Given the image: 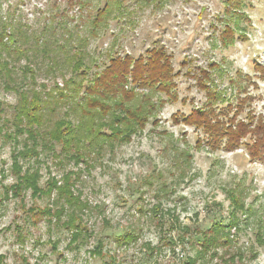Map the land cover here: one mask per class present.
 <instances>
[{"label": "rangeland", "instance_id": "1", "mask_svg": "<svg viewBox=\"0 0 264 264\" xmlns=\"http://www.w3.org/2000/svg\"><path fill=\"white\" fill-rule=\"evenodd\" d=\"M251 4L246 40L223 49L222 0L128 3L126 21L111 20L90 40L89 65L94 71L111 51L136 57L160 41L176 73L185 58L192 69L220 67L210 70V85L221 93L223 107L235 103L237 88H246L252 101L244 113L264 115V81L253 66H264V0ZM76 9H57L52 0H0V21L34 32L50 19L72 28L81 21ZM11 65L13 82L0 73V264H264V164L250 163L243 148L210 152L202 134L173 123L174 116L181 119L205 103L192 76L199 70L187 76V65L175 77L178 99L158 112L156 125L75 163L60 158L53 142H37L36 154L25 153L31 142L13 114L30 79L24 60ZM37 65L36 85L52 86ZM238 72L256 86L238 80ZM55 80L61 87V78ZM28 176L29 185L19 186ZM232 218L231 242L200 256L198 232Z\"/></svg>", "mask_w": 264, "mask_h": 264}, {"label": "trees", "instance_id": "2", "mask_svg": "<svg viewBox=\"0 0 264 264\" xmlns=\"http://www.w3.org/2000/svg\"><path fill=\"white\" fill-rule=\"evenodd\" d=\"M252 1L222 0V29L218 40L221 48L233 46L236 39L246 40L251 22L247 10L253 7ZM52 2L57 9L64 4L67 12L77 8L80 26L69 28L63 20L50 19L40 31L34 32L15 28L11 21H0L1 76L13 82L15 67L11 64L24 60L23 70L30 79V89L18 95L13 114L16 127L21 128V133L31 142L26 154H36L37 142L48 141L56 144L60 158L85 163L104 149L129 142L142 133L147 124H157V114L166 104L177 101L174 80L188 65L187 76L199 70L198 75L192 76L194 84L205 93V103L181 119L174 116L173 123H182L202 134L210 152L232 153L243 148L250 163L264 164V115L244 113L246 104L252 101L246 88H237L235 103L222 106L221 93L210 85V70L220 69L217 64L192 69L185 58L181 63L182 71L176 73L172 55L160 41H154L136 57L127 52L111 51L104 62L94 64L92 71L88 52L90 40L97 39L111 20L126 21V16L132 12L128 10V3L160 5L164 0H102L101 3L97 0L95 4L94 0ZM67 12L60 16L67 18ZM79 27L84 28L82 34ZM35 62L38 69L42 67L51 76L52 86L36 85ZM253 66L264 75V66L256 62ZM262 76L259 79L264 81ZM57 77L61 78V87L56 83ZM238 77L256 86L249 82L250 76L238 72ZM232 84L238 85L237 80H232ZM62 110L65 111L63 116L58 117ZM29 182L30 176L23 178L19 186L21 183L29 185ZM232 204L234 207L240 205L233 200ZM235 225L232 218L226 225L213 222L206 231L198 232L196 243L200 256L227 246L231 242L228 231ZM66 227L72 228L71 225Z\"/></svg>", "mask_w": 264, "mask_h": 264}]
</instances>
